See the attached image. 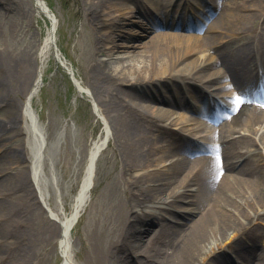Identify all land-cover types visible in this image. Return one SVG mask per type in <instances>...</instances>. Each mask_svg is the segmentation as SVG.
Returning <instances> with one entry per match:
<instances>
[{
	"label": "bare ground",
	"instance_id": "obj_1",
	"mask_svg": "<svg viewBox=\"0 0 264 264\" xmlns=\"http://www.w3.org/2000/svg\"><path fill=\"white\" fill-rule=\"evenodd\" d=\"M87 1L99 36L97 52L103 53L87 85L109 131L91 143L68 213L55 211L48 219L41 205L52 198L42 194L44 139L32 102L51 49L64 65L56 45L58 21L47 2L34 0L35 15L48 26L34 52L32 79L31 59L0 48V264H31L33 243L41 236L56 237L60 264H77L72 231L91 201L96 162L109 134L131 212L98 256L99 264H136L130 256L137 264H264V108L250 103L264 102V0H228L207 23L209 6L221 7L216 0ZM0 7L6 17L9 4ZM137 9L170 20L164 21L169 30L154 32L135 18ZM131 25L129 35L144 42H118L116 36ZM71 76L77 92L87 94ZM161 82L173 89L163 94L153 89L156 95L142 98L148 86ZM191 83L205 90L208 100L203 103ZM228 86L237 91L226 93ZM17 93L22 102L14 100ZM237 96L243 101L239 106ZM21 119L28 139L20 138ZM174 136L199 144L189 148ZM176 151L183 155L174 157ZM146 233L151 235L144 239Z\"/></svg>",
	"mask_w": 264,
	"mask_h": 264
},
{
	"label": "rangeland",
	"instance_id": "obj_2",
	"mask_svg": "<svg viewBox=\"0 0 264 264\" xmlns=\"http://www.w3.org/2000/svg\"><path fill=\"white\" fill-rule=\"evenodd\" d=\"M44 1L47 2L57 18L56 45L62 53L61 59L65 64L64 68L62 64L57 63L54 58V49L49 51L44 64L42 87L32 102V113L41 125L44 139L42 156L39 160L43 170L41 172L43 177L42 194L45 195L46 200L50 197L52 200L50 203L41 200V205L45 217L49 219L51 213L55 214V211L57 213L70 211L72 197L81 180L89 147L102 134L107 119L98 112L100 110L99 103L87 85L96 58L103 59V53L97 52L99 36H97L91 23L90 13L86 10L88 1ZM216 2L221 7L214 9L213 4L209 6L208 10L212 12L208 13V19L205 20V23L211 19H216L228 0H216ZM248 2L250 3L247 4H251L253 0ZM4 3L9 4L10 11L6 17L0 16V48L6 47L11 51H18L21 55L31 59L32 79L37 60L34 52H37V45L45 36L48 21L43 16L35 15L34 0H0V6H3ZM222 7L223 9H221ZM204 10V8L201 9L203 15L205 14ZM239 13L245 14L241 11ZM134 16L137 20L150 23L155 28L154 32L169 30L164 28V21L168 24L170 20L166 21L157 16L146 15L139 9L135 11ZM178 19L176 18V23ZM188 21L186 18L180 22L187 23ZM256 24L257 21L254 22L253 27ZM192 25L194 24L192 23ZM134 26L131 25L128 27V31L119 33L116 36L118 42H144L145 38H141L139 35H129V31L134 29ZM259 30L261 31L262 27ZM199 33L203 32L200 31ZM33 65L34 67H32ZM72 73L78 82L86 87L87 91L89 90L87 94L77 92L71 78ZM161 84L148 86L149 90H147L145 97H141L148 98V96L156 95L152 94L154 90L163 94L167 88L173 89L168 82H161ZM191 85L194 94L197 93L203 103L208 100V94L205 90L196 84L191 83ZM121 88H128V85ZM225 89H227L226 93L231 90V92L237 91L235 87L230 88L228 86ZM15 96L14 100L23 101L21 93H17ZM250 103L264 108V102L252 99ZM223 120H220V123ZM21 125L24 129L20 138L25 136L27 139L30 138V131L27 129L24 119H21ZM174 139L185 143L188 147L197 144L179 136H174ZM190 143L192 146L189 145ZM262 144H264V137ZM175 154L174 157H180L183 152L176 151ZM198 154L206 155L203 152ZM30 161V156H28V163L25 162L28 169ZM120 171L119 154L114 140L109 134L107 145L101 151L96 162L93 187L90 193L91 201L72 231V245L77 264H99L97 262L98 256H101L110 243L118 237L120 223L124 221L126 216H129V211L131 212L130 207L126 208L129 187L120 178ZM52 222L56 224L54 220ZM150 235L151 233H146L144 239ZM35 239L32 246L31 264L61 263V258L56 249V237L52 240L42 236ZM262 248L264 249L263 245ZM128 260L137 264L135 257L131 258L130 256Z\"/></svg>",
	"mask_w": 264,
	"mask_h": 264
},
{
	"label": "snow or ice",
	"instance_id": "obj_3",
	"mask_svg": "<svg viewBox=\"0 0 264 264\" xmlns=\"http://www.w3.org/2000/svg\"><path fill=\"white\" fill-rule=\"evenodd\" d=\"M242 102H243V101L241 100V98H240L239 96H237V97L235 98V104H236L237 106H239Z\"/></svg>",
	"mask_w": 264,
	"mask_h": 264
}]
</instances>
